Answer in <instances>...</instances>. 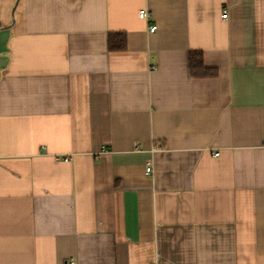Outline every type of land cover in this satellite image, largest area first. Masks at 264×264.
Listing matches in <instances>:
<instances>
[{"label":"crops","instance_id":"obj_1","mask_svg":"<svg viewBox=\"0 0 264 264\" xmlns=\"http://www.w3.org/2000/svg\"><path fill=\"white\" fill-rule=\"evenodd\" d=\"M0 264H264V0H0Z\"/></svg>","mask_w":264,"mask_h":264},{"label":"trees","instance_id":"obj_2","mask_svg":"<svg viewBox=\"0 0 264 264\" xmlns=\"http://www.w3.org/2000/svg\"><path fill=\"white\" fill-rule=\"evenodd\" d=\"M109 49L114 51H123L127 48V33L110 32L108 35ZM189 68L193 77H207L216 75V69H209L204 65V54L200 50L189 52Z\"/></svg>","mask_w":264,"mask_h":264},{"label":"built area","instance_id":"obj_3","mask_svg":"<svg viewBox=\"0 0 264 264\" xmlns=\"http://www.w3.org/2000/svg\"><path fill=\"white\" fill-rule=\"evenodd\" d=\"M227 10H224V14L223 17L227 16ZM140 16L143 18H149L150 15L147 11H141ZM158 26H156V24H151L149 27V31L152 33L153 31H155L157 29ZM154 58V55L151 56V59ZM154 66V65H153ZM145 172L147 175L152 174V163L151 162H147L145 165Z\"/></svg>","mask_w":264,"mask_h":264}]
</instances>
